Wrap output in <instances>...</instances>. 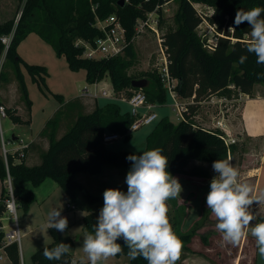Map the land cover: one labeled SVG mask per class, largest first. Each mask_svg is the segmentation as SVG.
I'll return each mask as SVG.
<instances>
[{"label":"trees","instance_id":"obj_1","mask_svg":"<svg viewBox=\"0 0 264 264\" xmlns=\"http://www.w3.org/2000/svg\"><path fill=\"white\" fill-rule=\"evenodd\" d=\"M22 12L18 23L14 19L0 24V38L13 33L12 41L6 50V60L16 64L17 77L20 82L22 95L31 110L32 100L24 82L23 73L19 67L22 57L19 55V44L32 32L50 43L58 56H64L69 67L78 71L86 70V80L89 83L99 82L105 76H110L112 86L117 92L125 91L130 94L132 89H142L148 101L164 105L171 101L167 88L160 73L149 75L148 85L144 88L132 86L131 76L127 75V68L135 56L134 37L135 25L138 18L154 10L164 0H20ZM174 1V0H172ZM179 6L176 19L179 25L163 35V45L169 60L170 74L178 79L177 91L181 98H189L195 94V100H202L210 94L219 93L231 96L233 86L243 93L251 94L256 83L264 82V65L256 63V57L246 49L250 26L245 22L234 24L237 10L248 11L254 7H264V0H178ZM23 3V4H22ZM196 4L213 8V14L206 16L209 24L222 35L217 36V44L213 50L204 47L198 36L197 27L203 18L199 14ZM20 9V8H19ZM161 20L163 11L160 10ZM116 14L126 28L127 39L130 44L125 54L110 58L89 59L82 56L83 49L76 45L78 38L83 37L93 41L102 34L97 27V20H105ZM264 16V14H262ZM233 27V31L229 29ZM5 45L0 39V54ZM247 56L244 63L240 57ZM33 80L46 84L48 69L43 65L25 63ZM3 73H0V80ZM62 105L50 117L40 132L38 140H47L48 148L40 152V162L30 165L26 162L27 152L37 142H30L20 152H8L5 158L1 151L0 137V180L3 182L0 197V216L5 212V199L9 196L5 185L7 167L13 182V191L18 207L27 210L36 200L34 191L26 186L31 182L37 186L47 178L59 183L72 200H75L77 190H83L88 200L97 201V197L87 192L75 179L77 172L85 171L99 174L107 164L116 165L130 170V155H137L131 150L115 151L107 146L103 140L106 131L117 132L126 140L131 138L128 130L133 122L129 109L125 110L121 102L108 101L97 104L90 112H85L81 99L64 102L61 94L56 95ZM4 105L3 103H1ZM195 106L190 105L185 112L184 119L172 121L164 115L154 123L152 131L146 138L145 150L162 149V154L168 157L167 171L213 178L211 170L200 164H212L218 159H230L236 155L237 145L228 144L221 130H210L195 127L192 120ZM6 112L16 122L30 123L23 120L11 108ZM67 125L63 126V121ZM61 130L63 132L60 134ZM17 158H20L17 161ZM191 162L199 164L190 166ZM168 203V202H167ZM100 209L87 214L83 218V228L92 232L96 224ZM168 217L176 233L177 221L169 209ZM264 220V214L260 216ZM52 241L35 251L32 256L33 264H71L74 260L69 252L60 261L47 260L43 256V249L55 247L61 238L55 229H50ZM182 241L181 254L176 264H182L184 251L191 252L189 242L192 232L177 234ZM5 233L0 229V247L3 245ZM122 245L123 252L116 255H127L128 248L122 239L117 241ZM10 264H21L20 247L17 241L6 246ZM128 256V255H127ZM86 264V263H85ZM130 264H147L142 257L130 260Z\"/></svg>","mask_w":264,"mask_h":264},{"label":"rangeland","instance_id":"obj_2","mask_svg":"<svg viewBox=\"0 0 264 264\" xmlns=\"http://www.w3.org/2000/svg\"><path fill=\"white\" fill-rule=\"evenodd\" d=\"M20 2V0H0V19H3L4 17H6V20L14 19L17 24L23 6L19 7ZM178 6L179 1L174 0L167 6L168 9L163 11V19L160 24L161 35H164V33L179 25L176 19ZM205 6L200 8L207 11L208 7ZM207 31L209 34L207 37H204L203 34ZM197 33L203 43L207 38L211 39L217 35L215 30H209L206 23H202L197 27ZM245 38L249 40L250 33L245 36ZM133 43L135 56L132 58L131 64L127 68V75L134 79H149V75L155 74V72L160 73L164 66L165 56L159 45L157 35L152 31L147 30L136 36ZM163 49L166 53V47L164 45ZM18 52L22 57L19 67L24 76V82L28 89L29 98L32 100L31 110L22 95L20 82L17 77L16 64L11 60H6V49L0 54V73H3V78L0 80V103L2 102L4 104L5 109L11 108L13 113L24 118L23 120H31V122L29 124L16 122L11 118L12 116L8 114V112H6V117H1L0 131L4 136V141L7 142L8 150L12 152H19V150L22 151L23 148L21 147L15 150L10 148L17 144H21L20 140L27 141L43 129L47 120L62 105V102L56 96L57 94H61L64 102L81 99L79 101H81L85 110H92L97 104L101 105L108 101H115L111 98L104 97L96 98L95 100H82L83 98L80 97L81 90L90 84L86 80V70H72L69 67L66 58L64 56H58L52 45L41 38L37 33H30L19 44ZM25 63L45 66L48 69L46 84L33 80ZM99 82L101 83V86L106 85L109 86V88L112 87L111 78L108 75ZM230 88L232 89L231 96L214 93L208 95L202 100H192V97H180V100L183 103L195 106V111L192 117L195 127H202L210 130L219 129L223 133L228 144L235 142L237 145L236 155L233 158H230V161L239 170L240 180L253 185V195L258 196L261 192H264V130L260 137L255 140L252 137L247 136V133H244L242 130L241 112L244 101L250 97V95H264V82L256 83L251 94L243 93L233 86H230ZM120 104L125 110L129 109L126 103L121 102ZM171 107L170 102H168L156 107V112L159 114L160 118L167 114L172 121L177 123L181 119ZM219 117H222V126L218 124ZM260 118L264 123V114H260ZM67 123L68 122L65 119L63 121V126L67 125ZM152 127H154V124L142 126L138 132L142 134L144 131L151 130ZM14 136H16V139H13ZM130 139L126 140L122 137L118 139L120 141L116 140L108 146L110 148H116L123 145L121 150H131L137 155H141L142 152H144L145 140H143V144V142H138L136 139H133L135 142ZM190 164V166L194 167L199 165L195 162H191ZM200 165L207 166L211 170L213 176L216 175L212 170V164ZM259 166L261 168V182L260 190L257 192L254 185L255 181L252 177H256V174L259 172ZM183 175L185 176H181L182 180L180 181L182 188L186 192L193 191V193L187 198L184 204L179 206V208H175L178 206L176 201L172 203V213L177 221L176 234H179L182 231L193 233L192 239L189 242L192 251L183 252V262H185L183 264H203L205 260V262H210L211 264H248L246 259L247 250L249 248L248 246L249 244H253L255 239L251 236L250 232L247 235V240L243 249L242 239L238 245L223 243L221 234L215 228L217 220L206 204V196L210 191V181L212 178L205 179L193 175ZM2 187L3 182L0 180V192ZM70 202L72 205L75 204V202ZM24 210L25 209L22 207H18L17 209V223L21 230L19 247L21 264H30V247L34 246L41 248L44 244L39 239V234L46 231L44 227L42 228L40 226L34 233L26 237L24 235L25 228L23 222ZM73 210L74 209L71 208L67 209L68 212ZM250 211L256 217L252 223L255 224L260 222V216L264 214V203L253 204ZM2 219V224L6 226L5 228L7 231L12 228L10 227V223L14 221L16 222V218L12 217L9 213L4 214ZM185 220H187V226L183 227L182 222ZM84 232L86 233L85 230ZM0 253L7 256L6 249H0ZM255 261L256 264H264V259L260 257L259 253L256 254Z\"/></svg>","mask_w":264,"mask_h":264},{"label":"clouds","instance_id":"obj_3","mask_svg":"<svg viewBox=\"0 0 264 264\" xmlns=\"http://www.w3.org/2000/svg\"><path fill=\"white\" fill-rule=\"evenodd\" d=\"M264 7L248 11L237 10L234 24L247 23L250 38L246 43L248 53L256 57V63L264 65ZM247 56L240 57L244 63ZM131 168L125 183L127 191L108 188L103 192V207L99 211L92 232H86L82 251L87 264H106L109 258L123 252L122 239L128 248L130 260L142 257L147 264H176L182 241L170 223L168 201L180 197L182 185L178 178L167 171L169 159L162 149L154 148L141 155H130ZM216 175L210 181L206 204L216 218V230L222 242L238 245L249 232L255 238L258 253L264 259V220L256 219L250 211L253 204L264 203V192L254 196V187L240 180L239 170L230 159L213 161ZM48 229L61 233L68 227V220L60 210L49 214ZM70 245L60 242L55 247L43 249L47 260L60 261L70 251ZM85 257L80 264H85ZM71 264H76L73 260Z\"/></svg>","mask_w":264,"mask_h":264},{"label":"crops","instance_id":"obj_4","mask_svg":"<svg viewBox=\"0 0 264 264\" xmlns=\"http://www.w3.org/2000/svg\"><path fill=\"white\" fill-rule=\"evenodd\" d=\"M4 21H7L6 17H4L3 19H0V23H3ZM82 100H85V99H82ZM65 102H68V101H65ZM90 111L91 110H87V109L85 110V112H90ZM260 114L262 115L264 114V95L262 96L261 95H256V96L250 95V97H248L244 101V105L242 107V112H241L242 130L244 131V133H247L246 134L247 136L252 137L254 140L256 138H259L264 130V123L261 121ZM221 118L222 117H219L218 120H222ZM152 129L153 127L151 128V130H147L146 132L144 131V133L142 134L138 132L139 130H137L131 134L130 140L132 141L133 139H136L138 142H143V144H144L143 140H145V145H146V138L148 134L152 131ZM40 132L36 134L35 136L31 137L30 139H28L27 141H24L25 143H30L33 140L37 142V144H35L33 148H31L26 154V162L30 165L39 163L40 162V152L48 148L47 140H38ZM62 132L63 130H61L60 134ZM117 141H120V140H117ZM133 142H135V140H133ZM112 143H108L107 146ZM19 147H21V144H17L11 147L10 149L15 150V149H18ZM121 148H123V145L121 147H116V148H111V149L115 151H119L121 150ZM19 160L20 158H17V161ZM258 169H259V172L256 174V177H252L255 181L254 185H255V190L257 192H259L260 190V182H261L260 166L258 167ZM128 171L129 170L123 169L116 165L107 164L104 166L102 172L99 174H92L90 172H85V171L77 172L75 175V179L82 185V187L87 192H89L91 195L98 198L97 201L95 202H91L90 200H88L83 190H77L75 200H72L70 195L66 193V191L63 190V188L59 185V183L52 178H47L44 182H42L40 185H37V186L33 185L31 182H27L26 186L34 191L36 195V200L30 205V207L27 210H24L25 211L23 215V222H24V228H25L24 235L26 237L30 236L32 233L36 231L38 227L40 226L42 228L44 227L46 232H41V234H39L40 235L39 239L44 244L42 245V247L49 244L53 239L51 230L48 229L47 227V224L49 222V214L54 209L60 210L61 216L66 217L68 220V227H67V230L63 233L57 230L56 231L59 234L61 241L71 246L69 252L73 255V259L76 261V264H80L81 258L85 257V254L82 251L83 238L85 234L84 228H83V218L87 214L93 211H96L98 209H101L103 207V203H104L103 192L105 189L118 188L121 191H124V192L127 191V185L125 183V179H126V175ZM172 176L178 178L180 182L182 180L181 176L184 177L185 175H183L182 173H173ZM192 193L193 191L186 192L183 189L180 194V197H177L175 199H171L168 201L169 209L173 211L172 203H174V201L178 203V206L175 208H179V206H181L182 204L186 202L187 198H189V196L192 195ZM0 195H1V192H0ZM70 201L75 202V204L73 203L75 205V208L68 206L69 204H72ZM68 208H71L74 210L68 212L67 211ZM186 221L187 220L182 222L183 227L187 226ZM182 232H185V231H182ZM246 240H247V236L245 238H242L243 249L245 247ZM248 247L249 248L247 250L248 252L246 255L247 262L248 264H256L255 256L256 254H258V249L256 247L255 239H254L253 244H249ZM30 248H31V251H30V259H31L32 254L40 248L34 247V246ZM0 255L3 256L0 258V264H10L11 261L8 258V256H5L3 253H0ZM30 262H31L30 264H33L32 259ZM85 263L87 264L86 257H85ZM183 263L185 262L182 261V264ZM106 264H130V259L127 255L115 256V257L109 258ZM205 264H211V263L205 262Z\"/></svg>","mask_w":264,"mask_h":264},{"label":"built area","instance_id":"obj_5","mask_svg":"<svg viewBox=\"0 0 264 264\" xmlns=\"http://www.w3.org/2000/svg\"><path fill=\"white\" fill-rule=\"evenodd\" d=\"M172 0H164L162 4H158L156 8L148 13L144 17L138 18L135 25L136 34L135 37L140 35L141 33L146 32L147 30L152 31L157 35V39L159 45L161 46V50L164 54V66L160 71V75L162 81L167 88L168 94L171 97L170 106H172V110L176 112L177 116L182 120L184 119L185 112L189 110V104L183 103L180 100V95L177 91L178 86V79L173 77L170 74L168 64L169 61L167 59L166 53L163 49V35L160 34V24H161V13L160 10L164 11L168 9V4ZM203 6L202 4H196L199 14L202 16L203 21L202 23H206L209 30H215V27L206 20V16L213 14V8L210 6L208 7L207 11L201 9ZM201 7V8H200ZM22 12V11H21ZM21 16V14H19ZM201 23V24H202ZM200 24V25H201ZM97 27H99L102 31V34L98 36L95 40L90 41L83 37H80L76 41V45L83 49L82 56L89 59H101V58H110L114 56L124 55L126 52V48L130 44V41L127 39L126 28L122 24L120 18L116 14L110 15L105 20H97L96 23ZM199 25V26H200ZM229 29L233 31V27L229 26ZM217 35H222L215 30ZM209 32H205L203 34L204 37H207ZM13 37V33L9 35H3L0 39L2 43L5 45V49L7 50L11 44ZM134 37V38H135ZM217 44V36L213 38H207L204 41V47L208 48L209 50H213L215 45ZM80 97L85 100H95L96 98H111L115 101H121L128 105L129 112L133 117V122L128 130V134H132L139 130L142 126L145 125H152L158 120H160L159 114L156 112V107L159 104L153 103L148 101L146 93L142 89H132L131 93L128 94L125 91L117 92L114 90L113 86L109 88V86L103 85L101 86L100 82L90 83L88 86L84 87L81 90ZM192 97V100H195V94ZM6 109L5 106L0 103V119L1 117H6ZM223 121L219 120L218 124H222ZM0 137L2 145L1 150L6 158L8 152H12L7 148V142L4 141V136L0 131ZM124 137L120 133L117 132H110L106 131L103 134V140L106 144L112 143L120 138ZM21 148H26L28 143H25L23 140H20ZM22 149V150H23ZM20 153L22 151L19 150ZM5 185L8 188L9 196L5 199V212L9 213L12 217L16 218V222L10 223L11 230H6V226L2 224L3 215L0 216V229L5 233V238L3 245L0 249H5L6 246L11 244L14 241L20 242L21 239V230L19 224L17 223V209L18 205L16 202V197L13 191V182L12 177L9 172V168L7 167V176L5 179ZM69 207L74 208L75 206L72 204L68 205ZM0 257H3L0 255ZM62 264V263H58Z\"/></svg>","mask_w":264,"mask_h":264},{"label":"water","instance_id":"obj_6","mask_svg":"<svg viewBox=\"0 0 264 264\" xmlns=\"http://www.w3.org/2000/svg\"><path fill=\"white\" fill-rule=\"evenodd\" d=\"M120 2L123 3L124 0H121ZM148 82L149 81L147 78L133 79L132 86L137 87V88H144L145 86L148 85ZM13 139H16V136H14Z\"/></svg>","mask_w":264,"mask_h":264}]
</instances>
